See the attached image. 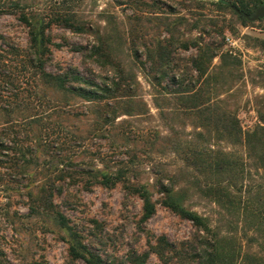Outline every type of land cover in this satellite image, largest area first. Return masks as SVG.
Segmentation results:
<instances>
[{"label":"trees","instance_id":"trees-1","mask_svg":"<svg viewBox=\"0 0 264 264\" xmlns=\"http://www.w3.org/2000/svg\"><path fill=\"white\" fill-rule=\"evenodd\" d=\"M86 1L0 0V16L14 14L28 28L26 49L6 40L5 46L0 44V202L9 199L8 204L0 207L7 218L13 195L26 196L35 215L44 212L69 235V253L73 259L103 264L101 256L83 242L80 232L54 201L55 195L64 189L63 182L77 177L75 167L80 166L71 154L74 139H82V136L78 137L66 121L70 113L60 112L62 104L73 107L77 98L97 104L94 130L106 132L121 111L126 114L134 111L132 99L124 104V98L136 94L132 93L133 82L129 81L128 72L112 52L113 44L107 36L110 27L83 15L81 11ZM113 1L130 8L136 19L129 43L134 49L140 47L139 37L133 35L138 21L144 16L148 20L154 16L164 19L160 25L170 36L158 41L156 53L149 48L150 54L141 64L143 67L151 65L148 72L153 85L176 99L180 107L189 112L186 114L197 119L198 138H203L205 132L210 133V138L199 145L203 148L199 152L192 150L187 156V163L193 168L196 181L191 185L196 188V195L213 205L220 218L215 220L188 207L186 191L178 186L175 171L162 174L156 180L163 194L161 203L193 222L197 234L188 244L190 251L195 250L192 255L183 249L179 251L177 244L165 237L155 249L157 255L164 264H170L174 254L178 255V262L174 264H264V97L255 100L258 123L246 129L236 110L223 106L227 99L220 95L210 97L203 86L213 71L230 72L242 64L235 48L226 41L227 33L234 34V27L213 19V14L207 13L208 5L216 6L219 13L235 15L243 23L247 19L234 7L253 13L264 0ZM176 13L177 21H167L169 15ZM187 15L205 18H197L191 27L201 24L198 28L203 36L220 40L200 44L203 36L185 38L182 30H192L183 26ZM104 21L107 24L109 20ZM205 25L215 31L207 32ZM55 26L90 34L94 39L92 45L82 48L94 55V61L107 74L98 79L93 72L90 75L77 68L61 72L48 70L47 62L55 45L52 36ZM175 32L178 33L176 38ZM143 43L148 48L147 43ZM191 44L196 45L197 52L190 61L183 62L174 55L173 46L188 49ZM218 56L220 62L212 66ZM155 104L165 114L162 105ZM113 167H96L95 173L93 169L91 172L86 168L79 170L109 187L123 182L128 192L137 193L143 199V220L149 219L156 212V202L148 184L132 183L126 166ZM85 184L89 185L88 179ZM148 255L135 252L128 264H146Z\"/></svg>","mask_w":264,"mask_h":264},{"label":"rangeland","instance_id":"rangeland-1","mask_svg":"<svg viewBox=\"0 0 264 264\" xmlns=\"http://www.w3.org/2000/svg\"><path fill=\"white\" fill-rule=\"evenodd\" d=\"M208 7L207 13H212L213 19L234 27V34L227 33L226 41L235 48L242 64L230 72L213 71L214 74L203 86L210 97H225L227 104L223 106L236 110L244 127L252 128L259 121L255 100L264 97V18L242 23L235 15L219 13L214 5ZM81 12L93 22L100 21L110 27L107 36L113 44L112 52L128 72L129 81L133 82L132 93L136 94L129 99L124 98V104L132 99L134 111L132 114L121 111L106 132L94 130L97 104L81 98L75 99L73 107L62 104L60 112L70 113L66 121L78 137L82 136V139H74L71 154L80 166L75 167L77 177L74 180L67 178L63 182L64 189L61 194L55 195L54 201L70 224L80 232L83 242L101 256L103 264H128L135 252L149 254L146 264H164L155 251L162 237L177 244L179 251L183 249L192 255L195 250L190 251L188 244L196 236L197 227L161 203L163 194L156 180L174 170L178 186L181 185L186 191L187 206L216 220L219 217L217 209L205 198L196 195L197 190L191 185L196 181L193 168L187 163V156L192 154V150L199 152L203 148L199 145L210 138V133L205 132L203 138H198L195 133L198 130L195 126L197 119L186 114L189 112L182 109L176 99L153 85L148 72L151 65L143 67L141 64L148 58L149 48L156 53L158 41L170 36L160 25L164 19L159 16L149 20L145 16L141 18L133 34L139 37L140 47L134 49L129 43L136 19L130 8L118 6L113 0H87ZM177 14L169 15L170 20L167 21H177ZM106 16L111 17L108 19ZM106 18L109 20L107 24L104 21ZM186 18L183 26L192 30H182L185 38L203 36L198 28L201 24L198 27L191 25L195 24L197 18H205L190 15ZM204 27L207 32L215 31L213 27ZM52 36L55 45L52 47V57L47 62L48 70L61 72L77 68L82 73L92 75L93 72L98 79L107 74L94 61V55L82 48L92 45L94 39L90 34L55 26ZM203 38L199 39L200 44L220 40L208 35ZM4 40L25 49L28 46V28L14 14L0 16V44L3 46ZM195 46L191 44V47L184 49L176 45L172 51L183 62H188L197 52ZM219 62L218 56L214 58L212 66ZM155 102L162 105L165 114L161 113ZM114 165L126 166L127 176L132 183L148 184L156 202V212L149 219L143 220V199L137 193L128 192L123 182L109 187L93 181L90 175L79 170L86 168L91 172L93 169L95 173L96 167L112 168ZM85 179L89 180V185L85 184ZM8 202L9 199H2L0 205ZM28 203L26 196L13 195L7 218L0 207V264H87L82 259L70 256L69 235L44 212L35 215ZM192 246L196 245L193 243ZM184 255L188 258L187 254ZM173 257L170 264L178 262V255L174 254Z\"/></svg>","mask_w":264,"mask_h":264},{"label":"water","instance_id":"water-1","mask_svg":"<svg viewBox=\"0 0 264 264\" xmlns=\"http://www.w3.org/2000/svg\"><path fill=\"white\" fill-rule=\"evenodd\" d=\"M234 9L244 18L249 21L255 22L264 18V3L258 6L253 13H247L241 11L238 7H234Z\"/></svg>","mask_w":264,"mask_h":264}]
</instances>
